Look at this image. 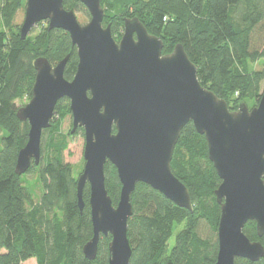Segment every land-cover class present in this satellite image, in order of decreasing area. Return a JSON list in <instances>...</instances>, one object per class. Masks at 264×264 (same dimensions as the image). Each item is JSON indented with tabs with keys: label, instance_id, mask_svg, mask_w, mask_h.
<instances>
[{
	"label": "trees",
	"instance_id": "obj_1",
	"mask_svg": "<svg viewBox=\"0 0 264 264\" xmlns=\"http://www.w3.org/2000/svg\"><path fill=\"white\" fill-rule=\"evenodd\" d=\"M22 1L0 0V264H22L31 258L36 264H107L110 235L100 237L94 260L82 253L92 236L89 187L86 184L83 189L85 205L80 212L76 176L63 156L68 139L61 123L70 112L68 99L58 101L50 126L42 131L39 163L31 164L22 175L14 172L18 150L27 141L28 123L17 118L13 101L22 90L31 96L33 60L44 56L54 65L68 55L64 77L69 80L77 65L75 46L62 29L43 27L35 38L28 34L21 39L13 18ZM100 4L102 23L110 25L116 40L123 18L137 17L149 34L162 40L163 54L182 44L196 66L200 84L224 99L230 110L242 102L250 106L258 101L264 85V0H100ZM63 6L88 14L78 0H63ZM257 63L261 69H255ZM171 168L188 188L193 210L137 183L127 222L129 264L215 262L220 208L214 190L220 179L208 159L205 138L192 123L180 133ZM27 174H37L38 197ZM104 174L106 190L116 204L120 182L108 161ZM179 225L182 228L168 252L166 244ZM243 232L264 247V234L257 236L253 221ZM235 264H264V257L258 261L236 258Z\"/></svg>",
	"mask_w": 264,
	"mask_h": 264
},
{
	"label": "water",
	"instance_id": "obj_2",
	"mask_svg": "<svg viewBox=\"0 0 264 264\" xmlns=\"http://www.w3.org/2000/svg\"><path fill=\"white\" fill-rule=\"evenodd\" d=\"M21 39L41 21L47 29H62L76 47L72 79L64 77L66 55L52 65L44 56L33 60L31 98L16 116L28 123L27 141L18 150L14 172L24 174L40 160L42 131L50 126L55 106L69 100L71 133L83 129L84 165L76 179L77 206L89 187L92 236L82 246L94 260L100 237L110 235L107 264H129L131 247L127 222L131 193L141 182L179 207L193 210L188 188L173 174L172 154L184 126L192 123L203 135L208 159L220 183L214 190L220 216L213 264H235L236 258L258 261L264 247L243 232L253 221L264 234V85L255 106L227 102L203 87L197 69L182 44L162 53L163 42L151 35L137 17H124L116 40L103 25L100 0H78L89 20L80 23L63 0H24ZM116 170L120 189L116 204L105 186L104 165Z\"/></svg>",
	"mask_w": 264,
	"mask_h": 264
},
{
	"label": "rangeland",
	"instance_id": "obj_3",
	"mask_svg": "<svg viewBox=\"0 0 264 264\" xmlns=\"http://www.w3.org/2000/svg\"><path fill=\"white\" fill-rule=\"evenodd\" d=\"M24 7H25V2L22 1V5L16 9L15 14H14L13 24H15L18 27H20L22 20H23ZM73 11L75 12V15H76V17L80 23L83 24L89 20V15L87 13H85L84 11H80L77 9H73ZM42 23H41L42 25H40L38 23L39 25L37 24L32 29V31L29 33V35H31V37L35 38V36L38 35V33L40 32L41 28L47 27L46 21H43ZM0 27H1V21H0ZM261 68H262V65L260 63L255 64V69H261ZM27 95L28 94L25 93L24 90H22L21 93H19L17 95V97L13 101L15 103L16 108L24 106L29 101L31 96L29 97ZM256 103L257 102H251L252 105H250L248 107L255 106ZM60 105H62V104H60ZM61 130L67 136V139H68V147L63 152L64 160L72 166L73 174H74V176H76V179H77V177L81 173V171L83 169V165H84V159H83L84 136H83L82 132L79 130H76L73 133L70 132L71 131V114H70V112H68L66 114V116L64 117V119L61 123ZM36 177H37V174H35V175L27 174L26 178L30 182H32L33 185H31V187L34 188V186H35V191H36L35 197H38L39 193H40L41 186L38 182H35ZM35 199H37V198H35ZM181 228H182V225L174 227L173 234L169 238V240L166 244V249L168 252L174 247L175 235ZM22 264H36V260L34 258H31V259L24 261Z\"/></svg>",
	"mask_w": 264,
	"mask_h": 264
},
{
	"label": "flooded vegetation",
	"instance_id": "obj_4",
	"mask_svg": "<svg viewBox=\"0 0 264 264\" xmlns=\"http://www.w3.org/2000/svg\"><path fill=\"white\" fill-rule=\"evenodd\" d=\"M86 9V8H85ZM87 10V9H86ZM88 15H89V13H88ZM105 26V25H104ZM123 28V27H122ZM121 32H122V30H121ZM122 34V33H121ZM121 37V36H120ZM119 37V38H120ZM119 38H118V40H119ZM75 49H76V47H75ZM77 54V53H76ZM72 79V78H71ZM67 99V98H66ZM68 103H69V100H68ZM251 108V107H250ZM71 128H72V117H71ZM76 130H79V131H81L82 132V134H83V129L81 128V127H77L76 129H75V131ZM84 136V135H83Z\"/></svg>",
	"mask_w": 264,
	"mask_h": 264
},
{
	"label": "bare ground",
	"instance_id": "obj_5",
	"mask_svg": "<svg viewBox=\"0 0 264 264\" xmlns=\"http://www.w3.org/2000/svg\"><path fill=\"white\" fill-rule=\"evenodd\" d=\"M16 174V173H15Z\"/></svg>",
	"mask_w": 264,
	"mask_h": 264
}]
</instances>
